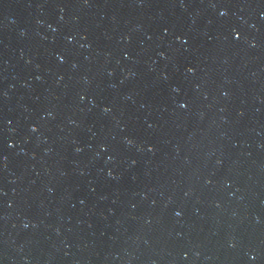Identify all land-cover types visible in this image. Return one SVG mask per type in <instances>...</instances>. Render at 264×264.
Wrapping results in <instances>:
<instances>
[{
    "label": "water",
    "instance_id": "1",
    "mask_svg": "<svg viewBox=\"0 0 264 264\" xmlns=\"http://www.w3.org/2000/svg\"><path fill=\"white\" fill-rule=\"evenodd\" d=\"M0 264H264V0H0Z\"/></svg>",
    "mask_w": 264,
    "mask_h": 264
}]
</instances>
